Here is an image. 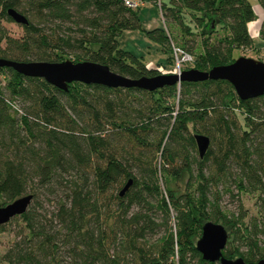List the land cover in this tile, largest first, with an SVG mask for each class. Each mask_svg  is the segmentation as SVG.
I'll return each mask as SVG.
<instances>
[{
    "label": "trees",
    "instance_id": "obj_1",
    "mask_svg": "<svg viewBox=\"0 0 264 264\" xmlns=\"http://www.w3.org/2000/svg\"><path fill=\"white\" fill-rule=\"evenodd\" d=\"M148 1L165 27L143 30L170 50L168 65L178 36L192 57L183 70L207 71L232 63L234 50L258 48L249 0ZM140 5L0 0V58L92 61L131 79L173 74L119 46L121 32L142 29ZM9 8L28 21L22 38L2 26L13 21ZM257 35L264 42V26ZM196 134L209 139L202 157ZM244 191L258 193L259 215L248 224L220 206L222 194L239 200ZM29 194L26 211L9 220L18 222L16 239L0 264H220L196 249L207 221L227 229L225 257L262 260L264 94L241 100L223 79L152 91L71 82L63 90L0 67V206Z\"/></svg>",
    "mask_w": 264,
    "mask_h": 264
},
{
    "label": "water",
    "instance_id": "obj_2",
    "mask_svg": "<svg viewBox=\"0 0 264 264\" xmlns=\"http://www.w3.org/2000/svg\"><path fill=\"white\" fill-rule=\"evenodd\" d=\"M12 20L19 24H27V19L13 8L7 10ZM0 67H10L18 73L40 77L50 84L66 90L71 82L84 84H101L108 87H138L146 90H155L164 85L180 83L182 81H203L207 79L227 80L241 100L258 97L264 94V61L239 56L232 63L214 66L207 71L195 68L182 70L180 73L158 74L152 77L131 79L111 71L108 66L92 62H73L70 59L61 62L47 61H14L0 58ZM198 152L202 157L209 145L208 137L202 134L195 136ZM128 181L120 194L129 187ZM32 195H25L12 202L0 206V225L7 223L15 216L24 213L30 204ZM229 233L224 225L207 221L202 226L201 236L196 241V249L202 258L209 262L220 264H264V259L257 262H246L243 258L228 259L222 250L227 244Z\"/></svg>",
    "mask_w": 264,
    "mask_h": 264
},
{
    "label": "rangeland",
    "instance_id": "obj_3",
    "mask_svg": "<svg viewBox=\"0 0 264 264\" xmlns=\"http://www.w3.org/2000/svg\"><path fill=\"white\" fill-rule=\"evenodd\" d=\"M249 2L254 7L255 12V19L251 22L249 30L253 35L255 46L258 48L237 49L234 50V56H246L264 61V42L260 38L261 36L257 35L259 29L264 26V11L259 5L258 0H249ZM138 17L140 19L142 29L124 30L121 32L117 37L120 48L130 51L138 57H143V61L146 62L147 65L156 66L157 64H162L164 67L161 69L163 70L174 68L176 65L175 62H171L172 65H168L166 62V57L167 54L170 55V50L166 54L163 51L161 45L150 40L143 30H150L155 27H165V23L158 7L154 4H151L148 0H144L143 4L140 5L138 10ZM2 26L6 29L7 33L13 37L22 38L24 36V29L19 23L14 21H3ZM222 33V31L218 32L216 36H222ZM187 38H190V36H187ZM181 39L182 37L178 36L177 42H171L172 50L174 47L179 48L178 46H180V42H182ZM198 51L199 49L195 48V50L192 52L193 55L195 56L196 52ZM182 70L183 66H181V71ZM159 182L163 188V182ZM186 182V176H184L182 180L178 181L181 190L186 188ZM257 195L258 193H248L244 191L240 194L238 200V198L230 197L228 194H222L220 198L221 209L226 213L243 215V223L248 224L252 216L259 215V209L257 207ZM17 226L18 222L16 223V221L13 222L11 220L5 223L3 229H0V255L4 253L6 248L16 239L15 233ZM262 239L264 240V236H262Z\"/></svg>",
    "mask_w": 264,
    "mask_h": 264
},
{
    "label": "built area",
    "instance_id": "obj_4",
    "mask_svg": "<svg viewBox=\"0 0 264 264\" xmlns=\"http://www.w3.org/2000/svg\"><path fill=\"white\" fill-rule=\"evenodd\" d=\"M126 4L134 8L140 5L139 1H129V0H126ZM173 50H174L173 54H174L175 63H176L175 73H180L181 66H183L187 62H190L192 60V57L190 54L181 50L180 48L174 47Z\"/></svg>",
    "mask_w": 264,
    "mask_h": 264
}]
</instances>
